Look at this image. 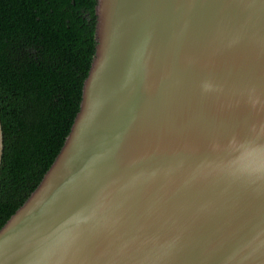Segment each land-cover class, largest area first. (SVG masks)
I'll use <instances>...</instances> for the list:
<instances>
[{"label":"water","instance_id":"obj_1","mask_svg":"<svg viewBox=\"0 0 264 264\" xmlns=\"http://www.w3.org/2000/svg\"><path fill=\"white\" fill-rule=\"evenodd\" d=\"M95 11L80 109L0 264H264V0Z\"/></svg>","mask_w":264,"mask_h":264},{"label":"trees","instance_id":"obj_2","mask_svg":"<svg viewBox=\"0 0 264 264\" xmlns=\"http://www.w3.org/2000/svg\"><path fill=\"white\" fill-rule=\"evenodd\" d=\"M97 0H0V229L36 189L80 109Z\"/></svg>","mask_w":264,"mask_h":264}]
</instances>
